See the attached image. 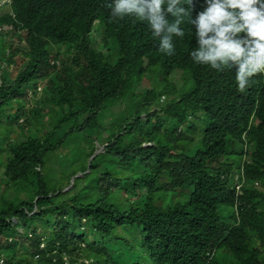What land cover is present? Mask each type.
Masks as SVG:
<instances>
[{
	"label": "trees",
	"instance_id": "16d2710c",
	"mask_svg": "<svg viewBox=\"0 0 264 264\" xmlns=\"http://www.w3.org/2000/svg\"><path fill=\"white\" fill-rule=\"evenodd\" d=\"M107 3L0 0V264H264V74L238 92Z\"/></svg>",
	"mask_w": 264,
	"mask_h": 264
},
{
	"label": "clouds",
	"instance_id": "9594fccd",
	"mask_svg": "<svg viewBox=\"0 0 264 264\" xmlns=\"http://www.w3.org/2000/svg\"><path fill=\"white\" fill-rule=\"evenodd\" d=\"M107 7L117 21L146 24L163 55L174 54L176 38L194 40L191 61L217 73L234 69L238 92L264 74V0H108Z\"/></svg>",
	"mask_w": 264,
	"mask_h": 264
},
{
	"label": "rangeland",
	"instance_id": "374dc122",
	"mask_svg": "<svg viewBox=\"0 0 264 264\" xmlns=\"http://www.w3.org/2000/svg\"><path fill=\"white\" fill-rule=\"evenodd\" d=\"M99 35H100V33L98 31L93 34V39H94V44H95V48L96 49H99L101 47V44H100L101 43V37ZM12 38H13V40H11V41H13L14 42V46H16L17 43H18V38L16 36H13ZM65 51L66 50L64 48L62 50L63 54L65 53ZM15 70L16 69L14 67L10 68V73H11L10 78H12V79L14 78ZM145 82H146L147 85L151 84V86H153V87L159 86V83H160V81L157 82V81H152V80H149V79H146ZM40 89L42 91V88H40ZM40 96H41V92L37 91L36 98H39ZM120 106L121 105H119V104H115L114 106H112V108H110V109L106 110L105 112H103V114L101 116V119H100V122L103 125L111 122L112 119L115 118V116L118 114ZM15 129H17V128H15ZM13 136H15V135H13ZM16 137H17V135H16ZM96 146H97V149H99L100 151H102L104 149V145L101 142L98 143ZM70 154H71L70 148H66L64 153H61V154L60 153H56V154L52 155L50 157V161H49V164H50L51 169H52L51 173L52 172L53 173H55V172L58 173V170H61L64 167V165H65V163L67 161V160H65V158H67ZM70 156H71V158H74L75 160H77V156H72V155H70ZM231 159H232L231 161H233L235 164L238 162V158L236 156H232ZM74 169L75 168L73 166L67 167L64 170V173L65 174H69L71 171H74ZM78 177H81V175L79 174ZM79 184H81V183H79ZM74 192H75V190L71 191L70 193L73 194Z\"/></svg>",
	"mask_w": 264,
	"mask_h": 264
}]
</instances>
